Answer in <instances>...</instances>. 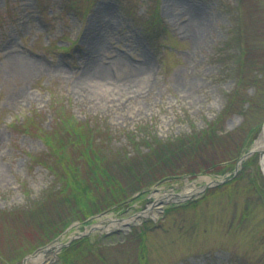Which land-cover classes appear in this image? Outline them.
Instances as JSON below:
<instances>
[{"label": "rangeland", "instance_id": "374dc122", "mask_svg": "<svg viewBox=\"0 0 264 264\" xmlns=\"http://www.w3.org/2000/svg\"><path fill=\"white\" fill-rule=\"evenodd\" d=\"M92 1L71 0L64 13L60 0H0V264H24L81 232L91 237L48 252L53 264H264L260 155L231 179L264 122V0ZM194 18L203 22L197 37ZM62 33L64 47L49 51L44 43ZM91 53L108 83L81 81ZM130 80L140 95L122 104ZM91 147L99 156L87 171L111 168L121 187L144 177L148 188L98 212L82 208L87 195L70 177L89 176L80 169ZM202 175L221 182L135 224L143 250L130 230L90 231L104 216L140 212L156 189L205 186Z\"/></svg>", "mask_w": 264, "mask_h": 264}, {"label": "bare ground", "instance_id": "6f19581e", "mask_svg": "<svg viewBox=\"0 0 264 264\" xmlns=\"http://www.w3.org/2000/svg\"><path fill=\"white\" fill-rule=\"evenodd\" d=\"M103 16V14H102ZM196 16L199 17V15L196 14ZM198 19V18H197ZM194 18V22L192 23L194 30H193V36L197 37L200 35V26L203 25L202 21L195 22L197 20ZM99 39L96 41V46L100 45ZM87 60V66L88 68L84 72V76L81 77V81L83 83H88L90 81L105 80L106 83L110 80L107 71L102 69L101 73L99 75H94L95 72L98 73L97 69L98 66L94 65L95 57L93 53H91ZM142 70L138 71V74L141 75ZM139 83L135 80H130L127 85L125 86L126 89L123 90L122 93L119 94L117 97V100L120 101V103L124 104L127 100H132V98H137L140 93H138L139 90ZM110 94H98V98L102 101L110 99ZM253 149L260 150L261 157L260 162L264 171V127L259 136L256 138L254 145L252 147ZM207 180V183H210L213 181L212 177L210 176H204L200 178V180ZM203 186H197L196 183L187 184V186L184 187L183 190L179 192L174 191H163L161 189H156L153 191V196L155 198L147 205H145L144 209H142L140 212H137L135 214H132L127 217H115L113 215L104 216L101 218L99 222L95 224V228L103 229L105 231H110L114 229H128L132 224L141 223L144 218H154L159 215V211L162 209L163 206H165L166 203L177 201L181 199H186L193 194L201 191ZM63 245V241H57L53 243L51 246L44 248L37 253H35L32 257L28 259V263L31 264H53L54 257L48 255V252H53L57 256V254L61 251V247Z\"/></svg>", "mask_w": 264, "mask_h": 264}, {"label": "trees", "instance_id": "16d2710c", "mask_svg": "<svg viewBox=\"0 0 264 264\" xmlns=\"http://www.w3.org/2000/svg\"><path fill=\"white\" fill-rule=\"evenodd\" d=\"M83 131H84V129L81 127V129H79L77 131V134H79L80 137L85 138V135L81 134ZM89 131H90V129H89ZM70 136L72 137V139H74L78 143H81V144L84 143L80 137L73 136V134ZM91 136L93 138L94 134H92ZM97 136H101V133H98ZM86 138H87V140H86L87 144L92 143V140H90V135H88ZM180 141H181V138H178L177 143H180ZM187 145H189V144L188 143L186 144L185 150H187ZM159 148L168 149L167 147H161L158 145H155V147H154V149H159ZM174 150H175V148L172 147L171 148V154L172 155L170 156L171 159L174 158L173 154L177 153L176 156L178 158L179 153L183 151L180 149H176L175 151ZM160 151L161 150H155V153L159 156V160H161V158L163 157V155L160 153ZM46 155H52L51 151H49V153ZM83 155H86V156H83ZM83 155L82 156H83L84 160L82 161V164L84 163V169L81 168L80 171L85 172V174L88 173L89 176L86 177L85 175H82L79 173L80 178H78L77 177L78 173H77L74 176V179L76 180L75 182H73L72 177H70L71 184H75L76 192H78L77 196H79L80 193H82V192L87 195V202L88 203H84V204L81 203L83 201H81V198L78 197V200L80 201L79 205L82 208L88 207L91 204L92 207L98 208L97 212L101 211L105 207L107 208V207L117 203L118 201L123 200L126 197L125 196L126 191L129 194H131L132 192L140 189L141 187H143L147 184L146 180H144V177H140V178L136 179L133 183H131L128 187L126 186V184H127V180H126L125 186L121 187L122 184L119 181H116V179L114 177V170L112 171L111 168H108V167L103 168L100 165H96L95 167H93V169L91 171L86 170V168L88 167V164H90V165L93 164L95 162V159L99 156V153L97 154V152L95 151V149L93 147L86 149L84 151ZM162 162L167 164L168 161L164 157V158H162ZM103 165L106 166L105 160L103 161ZM218 168H220V167H218ZM144 175H142V176H144ZM90 176H93V177H90ZM155 178H158V176ZM102 187H104V188H102ZM92 190H95V192H93ZM77 196L75 194L74 197H77ZM90 199L92 201L89 202ZM101 199H102V201H101ZM78 218H82V217L78 216ZM76 245H78V244H74L72 247H74ZM70 249H71V247L67 248L65 252H67Z\"/></svg>", "mask_w": 264, "mask_h": 264}]
</instances>
